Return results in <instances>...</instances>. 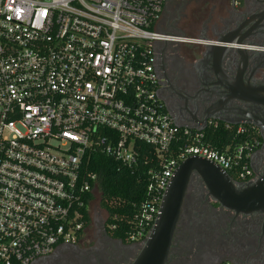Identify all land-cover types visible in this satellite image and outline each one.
Returning a JSON list of instances; mask_svg holds the SVG:
<instances>
[{
    "label": "built area",
    "instance_id": "built-area-1",
    "mask_svg": "<svg viewBox=\"0 0 264 264\" xmlns=\"http://www.w3.org/2000/svg\"><path fill=\"white\" fill-rule=\"evenodd\" d=\"M166 2L0 0V264H33L80 242L97 157L144 167L148 200L129 242L147 239L185 160H206L236 181L250 174L252 130L207 146L158 98V46L202 43L159 30Z\"/></svg>",
    "mask_w": 264,
    "mask_h": 264
},
{
    "label": "flooded vegetation",
    "instance_id": "flooded-vegetation-1",
    "mask_svg": "<svg viewBox=\"0 0 264 264\" xmlns=\"http://www.w3.org/2000/svg\"><path fill=\"white\" fill-rule=\"evenodd\" d=\"M261 10L264 15V0H167L159 30L180 29L196 38L200 33L208 34L209 21L224 12L228 14L231 27L250 22L247 25L250 28ZM246 42L254 47L264 46V36L254 35ZM158 47V98L175 124L195 127V132L218 125H229L232 130H252L257 142L249 161L250 174L241 181L227 176L240 190L264 180V56L250 53L239 63L233 54V59L223 64V71L232 81L239 70L243 73L240 99L234 100L231 98L235 91L225 80L216 79L215 66L202 58L200 46L164 44ZM92 212L89 211V227L78 244L62 245L52 255L33 264H132L143 242L113 239L100 211L93 216ZM92 226L94 231L90 238ZM224 261L264 264V210L236 213L222 208L210 195L202 178L192 173L167 264H220Z\"/></svg>",
    "mask_w": 264,
    "mask_h": 264
},
{
    "label": "water",
    "instance_id": "water-1",
    "mask_svg": "<svg viewBox=\"0 0 264 264\" xmlns=\"http://www.w3.org/2000/svg\"><path fill=\"white\" fill-rule=\"evenodd\" d=\"M262 11L256 17L254 26L247 28L250 22H245L236 27L230 26V21L225 20L220 25H213L210 30L216 40H210L207 34L200 33L198 39L202 42L198 46L203 49L202 58L210 60L216 69L215 77L226 81L232 88L234 97L240 99L242 75L239 70L235 81L229 79L222 69L223 64L238 57V62L245 60L246 55L256 53L264 56V51L258 46L254 47L246 39L264 36V15ZM247 28V29H246ZM255 50V51H254ZM261 50V51H259ZM208 119V117H207ZM206 119V120H207ZM205 120V122H206ZM227 124H230L226 122ZM182 127V126H179ZM194 129L195 127H182ZM204 127L198 131H203ZM192 173H197L210 195L222 207L236 213H248L254 210H264V180L255 185L240 190L231 182L226 173L214 164L199 158H189L179 165L170 180L169 186L163 194L159 213L147 239L142 243L140 251L132 264H167L173 235L180 209L182 207L185 190Z\"/></svg>",
    "mask_w": 264,
    "mask_h": 264
},
{
    "label": "trees",
    "instance_id": "trees-1",
    "mask_svg": "<svg viewBox=\"0 0 264 264\" xmlns=\"http://www.w3.org/2000/svg\"><path fill=\"white\" fill-rule=\"evenodd\" d=\"M235 131L226 130L223 125L207 127L202 133V143L221 149L229 143ZM89 168L97 175L99 206L107 217L106 230L113 239L129 242V235L137 228L140 206L148 200L144 167L140 163L137 169L130 171L109 159L97 157ZM92 198L89 196V200Z\"/></svg>",
    "mask_w": 264,
    "mask_h": 264
},
{
    "label": "crops",
    "instance_id": "crops-1",
    "mask_svg": "<svg viewBox=\"0 0 264 264\" xmlns=\"http://www.w3.org/2000/svg\"><path fill=\"white\" fill-rule=\"evenodd\" d=\"M228 19V14L227 13H222L221 14V16H219V15H217V16H215V17H213L212 18V20L211 21H209V24L210 25H208V34H207V37L210 39V40H213V41H215L216 40V37L213 35V33L211 32V30H210V28L213 26V25H220L221 24V22H223V21H225V20H227ZM175 32H179V30H176V31H174V32H172V33H175ZM200 35V34H199ZM198 35V36H199ZM198 36L196 37V38H198ZM189 37V36H188ZM192 38H195V37H193L192 36Z\"/></svg>",
    "mask_w": 264,
    "mask_h": 264
},
{
    "label": "rangeland",
    "instance_id": "rangeland-1",
    "mask_svg": "<svg viewBox=\"0 0 264 264\" xmlns=\"http://www.w3.org/2000/svg\"><path fill=\"white\" fill-rule=\"evenodd\" d=\"M175 33H178V34H186L187 36H190L189 34L185 33L184 31H182L180 29H179V32H175ZM99 203H100L99 193H98L97 190H95V192H94V198H93V200L91 202V208L93 210L92 216H93L94 212L100 211ZM92 210H90V211H92ZM99 213L101 214V211ZM93 231H94V226H92V228L90 229V233H89V237L90 238H92Z\"/></svg>",
    "mask_w": 264,
    "mask_h": 264
}]
</instances>
